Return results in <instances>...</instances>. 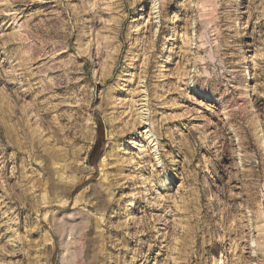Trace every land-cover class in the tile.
Instances as JSON below:
<instances>
[{
  "label": "rangeland",
  "instance_id": "1",
  "mask_svg": "<svg viewBox=\"0 0 264 264\" xmlns=\"http://www.w3.org/2000/svg\"><path fill=\"white\" fill-rule=\"evenodd\" d=\"M0 264H264V0H0Z\"/></svg>",
  "mask_w": 264,
  "mask_h": 264
},
{
  "label": "bare ground",
  "instance_id": "2",
  "mask_svg": "<svg viewBox=\"0 0 264 264\" xmlns=\"http://www.w3.org/2000/svg\"><path fill=\"white\" fill-rule=\"evenodd\" d=\"M173 33V29L170 31V35H169V37L171 36V34ZM242 60H244V61H246V60H249V56L248 55H243L242 56ZM249 64V63H248ZM248 69H247V72L244 74L245 76H247L246 78H251L252 76V72H251V69H250V65L247 67ZM248 75H249V77H248ZM160 91L162 92V93H164V92H167L168 91V82L167 81H165V84H162L161 86H160ZM131 157L132 156H130V157H128V158H125V160H130L131 159ZM133 205V200H129L128 201V204H127V209L128 208H130L131 206ZM224 249L225 248H222V250H221V252H220V254H219V256H223L224 255ZM220 261H221V259H219V263H220Z\"/></svg>",
  "mask_w": 264,
  "mask_h": 264
}]
</instances>
